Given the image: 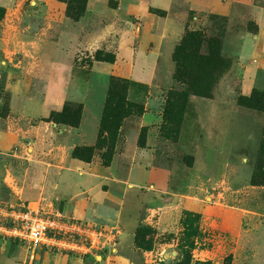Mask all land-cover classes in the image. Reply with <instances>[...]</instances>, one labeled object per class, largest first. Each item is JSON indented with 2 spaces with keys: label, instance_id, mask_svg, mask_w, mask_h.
<instances>
[{
  "label": "rangeland",
  "instance_id": "obj_1",
  "mask_svg": "<svg viewBox=\"0 0 264 264\" xmlns=\"http://www.w3.org/2000/svg\"><path fill=\"white\" fill-rule=\"evenodd\" d=\"M68 153L65 190L42 171ZM136 155L167 175L82 182L141 180ZM11 204L80 227L36 248L0 234V264H264V0H0Z\"/></svg>",
  "mask_w": 264,
  "mask_h": 264
},
{
  "label": "built area",
  "instance_id": "obj_2",
  "mask_svg": "<svg viewBox=\"0 0 264 264\" xmlns=\"http://www.w3.org/2000/svg\"><path fill=\"white\" fill-rule=\"evenodd\" d=\"M80 225L61 213L44 211L30 205L0 207V234L22 241L29 247L56 246L61 236Z\"/></svg>",
  "mask_w": 264,
  "mask_h": 264
},
{
  "label": "crops",
  "instance_id": "obj_3",
  "mask_svg": "<svg viewBox=\"0 0 264 264\" xmlns=\"http://www.w3.org/2000/svg\"><path fill=\"white\" fill-rule=\"evenodd\" d=\"M61 133L65 134L66 131L62 130ZM128 159L131 163L143 166L142 168L144 169V174L141 180H134L130 178V174L124 178L117 177L113 173L110 166H105L101 167V169L99 167H95L94 169L91 168V170L88 172V178L82 182H84L85 185L87 184V188H91L94 182H151L154 181L155 178L163 177L168 173L166 170H162L153 165L147 166L150 163V160L146 161L147 163L144 161L141 162L138 155H136V157L128 156ZM57 160L58 164L55 161L51 168L46 167L49 168V173L45 174L42 171L44 176L43 179L49 182H54L58 187H63L66 190L69 187H72L74 182H76V174L79 172V168L82 167L83 164L81 161L73 158L70 153H68V155L66 154L64 158H61V160L58 158ZM63 192L65 193L64 190Z\"/></svg>",
  "mask_w": 264,
  "mask_h": 264
},
{
  "label": "trees",
  "instance_id": "obj_4",
  "mask_svg": "<svg viewBox=\"0 0 264 264\" xmlns=\"http://www.w3.org/2000/svg\"><path fill=\"white\" fill-rule=\"evenodd\" d=\"M196 264H213L210 260H206V261H199Z\"/></svg>",
  "mask_w": 264,
  "mask_h": 264
}]
</instances>
